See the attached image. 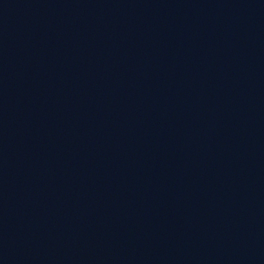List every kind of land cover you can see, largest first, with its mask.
Returning a JSON list of instances; mask_svg holds the SVG:
<instances>
[{
	"label": "water",
	"instance_id": "obj_1",
	"mask_svg": "<svg viewBox=\"0 0 264 264\" xmlns=\"http://www.w3.org/2000/svg\"><path fill=\"white\" fill-rule=\"evenodd\" d=\"M0 264H264V0H0Z\"/></svg>",
	"mask_w": 264,
	"mask_h": 264
}]
</instances>
